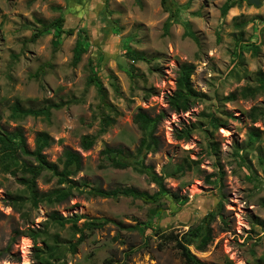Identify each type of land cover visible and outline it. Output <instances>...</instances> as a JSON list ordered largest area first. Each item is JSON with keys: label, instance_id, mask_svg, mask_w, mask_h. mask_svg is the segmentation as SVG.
Returning a JSON list of instances; mask_svg holds the SVG:
<instances>
[{"label": "rangeland", "instance_id": "obj_1", "mask_svg": "<svg viewBox=\"0 0 264 264\" xmlns=\"http://www.w3.org/2000/svg\"><path fill=\"white\" fill-rule=\"evenodd\" d=\"M173 1L181 10L165 34L168 14L160 0H139V4L136 0H0V129L20 130L29 151L36 136H47L50 143L43 154L49 162H57L65 149L77 152L82 168L72 178L76 184L84 182L100 190L130 187L153 194L157 188L146 176L106 162L102 166L100 151L104 147L133 151L140 139L133 123L136 112L162 114L155 130L159 146L146 156L145 165L163 176L167 190L187 197L180 205L163 199L156 207L85 191L74 192L60 204L32 208L17 178L0 166V251L8 246L0 264H39L35 253L44 248V241L59 248V261L52 264H102L105 258H112L114 264H183L174 243L159 247L147 225L182 234L197 227L209 212L214 214L211 243L202 250L189 246L198 260L264 264V117L253 122L249 116L254 106L264 109V91L240 96L242 89L256 88L264 75V0L258 7L240 0L241 5L225 16L220 9L226 0ZM58 17L64 19V29L74 30L72 35L62 38L56 48L53 31L31 42L35 29ZM82 29L87 41L79 35ZM77 41L84 43L85 52L73 65ZM252 44L256 54L249 47ZM241 45L249 48L239 54ZM132 53L146 60H133ZM182 65L193 66L190 82L202 98L177 113L169 109L167 97L175 90ZM92 73L103 92L88 83ZM230 94L236 98L225 101ZM16 102L23 109L52 107L50 116L10 120ZM207 114L224 125L214 131ZM104 116L114 122L98 133ZM184 128L191 133L178 140L175 133ZM251 132L259 135L252 145ZM87 135L96 140L83 150L80 140ZM176 165H183V173L168 177L166 173ZM48 178V174L38 178L39 192L56 186ZM51 212L77 216L82 233L72 223L60 227L49 221ZM91 222L97 227H84ZM30 231L45 234L34 244L27 235ZM81 234L83 239L72 252L69 245Z\"/></svg>", "mask_w": 264, "mask_h": 264}, {"label": "trees", "instance_id": "obj_2", "mask_svg": "<svg viewBox=\"0 0 264 264\" xmlns=\"http://www.w3.org/2000/svg\"><path fill=\"white\" fill-rule=\"evenodd\" d=\"M136 2L139 4V0H136ZM240 5V0H226L220 9L221 16H225L230 9ZM160 6L162 10L168 14L167 21L163 27L164 33L166 34L173 21L179 15L181 7L173 0H160ZM63 26L64 19L58 17L51 24L35 29L30 38L31 42L38 39L43 32L53 31L52 45L56 48L62 38L70 36L74 32L73 29H64ZM79 33L84 39L86 38L85 29H82ZM84 41L87 40L85 39ZM249 47L253 49V54H256V46L252 44ZM249 47L244 45L239 46V54ZM84 52V43L77 41L73 49V65H76L80 61L81 55ZM131 56L133 57V60H146L143 55L137 53H132ZM89 63L92 65L93 62L89 61ZM192 72L193 66L191 65H182L179 68L175 79V90L167 97V104L170 110L177 113L186 112L195 102L202 98V94L197 92L191 85L190 76ZM88 83L97 86L100 93L103 92L102 86L100 85L98 78H96V73L90 75ZM261 91H264V75H261L258 79V86L256 88H244L241 90L240 96H253L255 93ZM235 98L236 96L234 94H230L225 97L224 100L232 101ZM53 107L58 108L59 106L57 105ZM51 108L52 107L42 109H23L20 104L16 102L10 108L9 119L18 120L26 117L48 118L50 116ZM114 113L117 115L116 112ZM249 116L251 121L255 122L258 118L264 117V109L254 106L251 108ZM206 117L208 118V124L214 131L224 125V122L216 118L213 114H207ZM162 118V114L151 117L143 111H137L133 117V123L140 132V139L137 147L133 151H128L119 147H104L100 151L101 160L103 162V164H101L102 166L107 164L112 168L120 170L129 168L135 173L146 176L157 188V191L153 194L141 192L130 187L100 190L97 188H89L84 182L80 185L76 184L72 178L75 177L82 168V159L77 152L65 149L57 162H49L43 154V151L49 146V138L45 135L36 136L35 147L32 151H29L26 149L25 140L20 130L6 132L0 129V166L4 172L17 178V182L23 186L24 192L26 193L25 199L32 208H37L39 204L43 203L48 205L60 204L69 199L74 192L83 193L85 191L89 195L102 198L118 199L120 197H127L133 200H140L146 204H154L156 207L163 199H168L172 203L180 205L187 201V197L180 196L177 193L167 190L163 183V176H158L150 166L145 165L146 156L149 153H154L158 149L159 142L155 137V130ZM113 122V118L104 116L101 119V126L98 133L104 132L105 128L110 126ZM190 133L191 130L189 128H184L178 130L175 133V137L178 140L186 139L189 137ZM249 136L248 143L250 145L256 142L259 138L258 134L252 132ZM95 140L96 136H83L80 140L81 148L83 150H89L94 145ZM23 158H28V161ZM183 171V165H176L166 174L168 177H174L182 174ZM43 174L49 175L47 182L51 181V179L55 180L56 186L47 192H39L37 188V180ZM209 179V176L205 178L206 181H209ZM15 199H17V197H15ZM15 199H13V204H16ZM19 199H21V197ZM213 217L214 214L211 212L207 213L197 227L182 234H174L171 231H161L158 228H154L151 224L147 225V228H150L153 234L159 239V247L167 243H174V247L178 250L179 255L183 260V264H206L198 260L191 253L189 246L194 245L197 249L202 250L211 243L212 230L210 223ZM77 219V216L67 218L57 212H51L49 214V221L52 223L60 227H63L67 223H72L76 231L82 233V229H77ZM84 227L91 229L97 226H95V223L91 222L86 223ZM43 234H45L44 231H30L27 235L33 240L34 244H36L37 239ZM82 239L83 235L81 234L75 244L69 245V249H71L72 252H75L77 245ZM43 247V249L37 250V253H35V259L39 264H52L59 261L60 251L57 246L48 245L44 241ZM7 252L8 246L6 249L0 251V257ZM102 264H114V260L112 258H105L102 261Z\"/></svg>", "mask_w": 264, "mask_h": 264}, {"label": "water", "instance_id": "obj_3", "mask_svg": "<svg viewBox=\"0 0 264 264\" xmlns=\"http://www.w3.org/2000/svg\"><path fill=\"white\" fill-rule=\"evenodd\" d=\"M247 3L252 6L258 7L261 4V0H247Z\"/></svg>", "mask_w": 264, "mask_h": 264}]
</instances>
